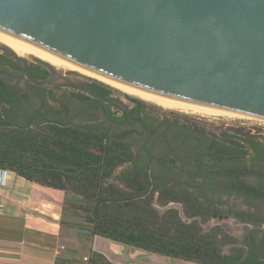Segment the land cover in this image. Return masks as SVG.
I'll use <instances>...</instances> for the list:
<instances>
[{
	"label": "water",
	"instance_id": "1",
	"mask_svg": "<svg viewBox=\"0 0 264 264\" xmlns=\"http://www.w3.org/2000/svg\"><path fill=\"white\" fill-rule=\"evenodd\" d=\"M0 54L32 85L94 99L79 112L112 105L148 133L124 100L67 73L207 124L264 134V0H0ZM28 61L47 77L35 78Z\"/></svg>",
	"mask_w": 264,
	"mask_h": 264
},
{
	"label": "trees",
	"instance_id": "2",
	"mask_svg": "<svg viewBox=\"0 0 264 264\" xmlns=\"http://www.w3.org/2000/svg\"><path fill=\"white\" fill-rule=\"evenodd\" d=\"M2 62L4 66L17 70L12 62L5 59ZM29 69L37 79L48 75L44 69ZM92 87L103 96H110V91L104 87L97 84ZM12 92L0 76V169L14 172L41 187L63 192L66 207L81 214L82 221L75 224L78 229L85 228L90 235L193 264H264V252L261 255L249 253L246 257L243 246L223 252L224 246L235 244L233 238L218 227L208 232L202 228L214 211L202 204L199 195L194 193L201 185L200 166H196L197 175L192 183L184 182L183 187L164 184L163 176L174 165V160L154 159L161 168V173H156L149 167L151 158L136 155L129 143L115 133L127 126V116L120 109L109 105L122 113L117 117L106 105L104 117L110 126L105 130L99 129L96 123L67 127L58 123H39L18 127L10 120ZM71 96L83 104L89 102L82 93H72ZM22 98L25 99L23 95ZM50 99L55 101L54 97ZM45 101L42 100L41 104ZM129 101L134 106L131 108L134 118L145 124L154 122L148 115L141 114V102L130 98ZM132 133V130H126L123 135ZM198 135L212 140L211 146L218 145L219 151L213 157L216 161L234 163L226 164L223 171L215 169L212 172L233 180L225 189L240 195L251 194L253 188L236 181V178L263 173L253 171L245 162L246 156L250 152L256 153L262 145L256 140L257 136L224 133L227 141L220 142L201 133ZM170 203L182 207L184 219L176 209L159 213L154 207L156 204L164 208ZM233 214L239 223L250 224L248 214ZM243 244H248L247 235ZM91 264L109 263L102 255L94 253Z\"/></svg>",
	"mask_w": 264,
	"mask_h": 264
},
{
	"label": "flooded vegetation",
	"instance_id": "3",
	"mask_svg": "<svg viewBox=\"0 0 264 264\" xmlns=\"http://www.w3.org/2000/svg\"><path fill=\"white\" fill-rule=\"evenodd\" d=\"M1 56L3 59L8 60L2 54ZM29 67L32 66L29 65ZM90 84L92 86V83ZM7 85L10 86L8 83ZM12 90L14 99L12 102L13 105L11 106L12 118L10 120L18 127H23L24 124L35 125L52 122V124H61V122H65L66 124L70 120V125H75L78 122L81 125L88 123L97 124L99 120L97 113L100 111L102 117H104L107 109L106 104H99L79 112L94 102V99L87 95H85L89 99L87 104H83L74 99L79 103V107L61 106L59 104L57 106H51L45 102V104L40 103L37 109H32V104L23 99L18 90L13 88ZM96 91L101 94L98 90ZM6 107L8 108L9 106ZM129 123L137 126L132 134L142 140L141 150L136 155L142 157H146L147 155L148 159L151 158L149 167H152L154 164H157L154 157L159 156V154L156 151L162 147L165 148L176 164L170 166L169 171L164 175L182 177L185 183L193 182V177L197 175L196 166L199 165L202 170L199 181L201 185L199 189L194 190V193L199 195L198 197L202 204L216 211L210 217H215L216 219L228 217V220L236 221L233 213L248 214L251 217L249 232L247 234L248 244H242L246 250V257L249 253L261 255L264 252V138H256L262 144L261 147L256 153L250 152L245 158V162L250 169L253 171H262L263 173L259 172L258 174L238 176L236 181H242L253 188L251 194L240 195L236 191L230 192V190L225 189L226 185H229L233 180H226L222 175L212 173L215 169L223 171L224 169L222 168L226 164L228 166L234 165V163H227L225 160L216 161L213 158L215 152H218L219 149L218 145L211 146L212 140L202 139L194 131L184 133V131L169 122L145 124L149 133L144 131L137 123L126 121L127 125ZM143 162H146L144 158ZM216 184L223 186L219 188Z\"/></svg>",
	"mask_w": 264,
	"mask_h": 264
},
{
	"label": "crops",
	"instance_id": "4",
	"mask_svg": "<svg viewBox=\"0 0 264 264\" xmlns=\"http://www.w3.org/2000/svg\"><path fill=\"white\" fill-rule=\"evenodd\" d=\"M65 201L63 192L9 171L0 186V264H91L94 253L109 264H193L90 235L75 226L82 218L68 213Z\"/></svg>",
	"mask_w": 264,
	"mask_h": 264
},
{
	"label": "rangeland",
	"instance_id": "5",
	"mask_svg": "<svg viewBox=\"0 0 264 264\" xmlns=\"http://www.w3.org/2000/svg\"><path fill=\"white\" fill-rule=\"evenodd\" d=\"M1 59L3 60V57L0 54V76L3 79H5V81L13 89L18 90L21 93V95H23L25 97L27 102L32 104V107H31L32 109H34V108L37 109V107L40 105L42 100H46V101H48L52 104H55V105L58 103L61 106H63V105L73 106V107H79L80 106L79 103L76 102V100H74V98L71 96V94L72 93H82V92L75 90L73 88H69V87H57V86H55V87L54 86L40 87V86L32 85L25 80L23 75L18 70L14 69L13 67L4 66ZM28 63L34 69L44 71L40 66H37V65H35L29 61H28ZM67 74L83 78L88 83L97 84V85L104 87L105 89L110 91L111 96L116 97V98H121L122 100H124L127 103V105L129 107L133 106V104L129 101V98L138 100L143 105V109L141 112L142 115H148L156 123H158V122H162V123L169 122L173 126H176L178 129L184 131V133L187 131H194L196 133H201V134L205 135L209 139H216L220 142H223V141L226 142L227 141V139H225V137L223 136L224 133L241 135L242 137L257 136L256 138H259V139L264 138L263 135L254 134V133L241 131V130H237V129H231V128H226V127L211 125V124H207V123H204V122H201V121L189 118V117L179 115V114L171 112L169 110H166V109L160 108L158 106L152 105L150 103H147V102L141 101L139 99L133 98V97H131V96H129L123 92H120V91L104 84V83H101V82H99L93 78L83 76V75L76 73V72H69ZM82 94L85 95L84 93H82ZM52 97H54V100L57 101V103L50 99ZM108 108H109V111L111 113H115L117 117L121 116L122 113L119 110H117L116 108L111 107L109 105H108ZM97 115L99 117V120L97 122L98 128L102 129V130H105L106 128H108L110 125L106 121L105 117H102L100 111L97 113ZM75 125L79 126L81 124H79V122H78ZM136 128H137V126L135 124L129 123L127 126H125V128H123L124 130L123 129L121 131L116 130L115 133L117 135H120L121 136L120 138L124 142L129 143L131 150L135 154H138L141 150V141L142 140L140 138L136 137L134 134H130V135L124 134L123 135L124 131H126V130L127 131L128 130L134 131ZM156 153L159 154V156H161L163 158H167L168 160H172L170 155L166 151V149L163 147L160 148L159 150H157ZM155 158H156V156H155ZM174 164H176L175 161H174ZM151 168L156 173H161V168L158 164H154ZM163 182H164V184L173 185L176 187H181V186L183 187V184H184V180L182 179V177H179V176L173 177L171 175L170 176L164 175L163 176ZM114 183H116L117 185H120V183H117L116 181H114ZM155 208L160 213H163L166 209H169V208L176 209L180 213V216L184 219V216L182 213V207L179 204L170 203L164 208L158 207V206H155ZM66 209H67V211H69L68 213H75L77 215L80 214L77 211L70 210L69 206H68V208L66 207ZM213 213H216V211H214ZM70 220L73 221L74 223L81 221L80 218H78V216H72V218ZM214 227L220 228L224 234L229 235L231 238H233L235 244H232V245L227 244L226 246H224L222 248L224 253H228L234 249H239L240 247H242V244L244 242V238L246 237V235L249 232L250 225L249 224H243V223L241 224L237 220L236 221H232V220H220L219 221V219L210 217L208 219V222L202 226V228L205 232H208L211 228H214Z\"/></svg>",
	"mask_w": 264,
	"mask_h": 264
},
{
	"label": "built area",
	"instance_id": "6",
	"mask_svg": "<svg viewBox=\"0 0 264 264\" xmlns=\"http://www.w3.org/2000/svg\"><path fill=\"white\" fill-rule=\"evenodd\" d=\"M8 172L7 170H3V169H0V186H4L5 185V180H6V177L8 175ZM87 260V259H85Z\"/></svg>",
	"mask_w": 264,
	"mask_h": 264
},
{
	"label": "bare ground",
	"instance_id": "7",
	"mask_svg": "<svg viewBox=\"0 0 264 264\" xmlns=\"http://www.w3.org/2000/svg\"><path fill=\"white\" fill-rule=\"evenodd\" d=\"M18 56H20V55H18ZM20 57H22V56H20ZM71 72V71H70ZM82 75V74H81ZM83 76H85V75H83ZM87 77V76H86ZM90 78V77H89Z\"/></svg>",
	"mask_w": 264,
	"mask_h": 264
}]
</instances>
